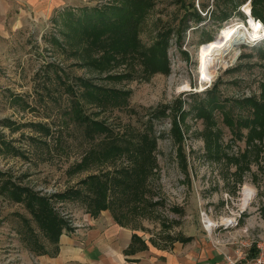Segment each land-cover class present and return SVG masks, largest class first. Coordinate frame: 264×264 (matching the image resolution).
<instances>
[{
  "label": "rangeland",
  "instance_id": "obj_1",
  "mask_svg": "<svg viewBox=\"0 0 264 264\" xmlns=\"http://www.w3.org/2000/svg\"><path fill=\"white\" fill-rule=\"evenodd\" d=\"M146 1L134 51L125 58L87 48L71 29L84 8L114 6L118 0H93L49 19L0 17V183L9 179L49 197L70 227L57 244L49 242L24 203L0 192V264H105L93 243L100 238L101 245L116 247L119 237L110 229L113 224L95 226L102 216L117 225V232L129 233L130 243L133 233L139 237L129 243L128 253L148 245L168 249L205 236L232 264L238 255L251 257L264 247L256 240L264 233V131L257 134L251 104L264 101V40H234L214 69L206 68L204 55L231 24H246L242 8L249 4L251 10V0ZM191 4L204 20L185 14L192 12ZM162 36L168 71L152 72L149 51ZM86 54L98 60L95 68L84 64ZM79 79L124 92L108 94L102 107L81 100L84 113L104 121L111 136L136 142L148 133L155 140L152 172L137 186L140 201L131 194L126 200L110 194L113 202L95 216L79 181L132 161L123 154L78 166L108 138L104 132L90 137L70 112L73 96L66 85L80 94ZM4 119L14 124H3ZM245 187L253 196L242 208ZM72 188L83 194L58 196ZM204 217L213 222L209 229ZM222 218L229 220L223 224ZM250 220L258 224L247 226ZM29 225L45 252L26 243ZM252 247L256 250L249 256ZM233 249L235 257L229 254Z\"/></svg>",
  "mask_w": 264,
  "mask_h": 264
},
{
  "label": "trees",
  "instance_id": "obj_2",
  "mask_svg": "<svg viewBox=\"0 0 264 264\" xmlns=\"http://www.w3.org/2000/svg\"><path fill=\"white\" fill-rule=\"evenodd\" d=\"M116 5H107L105 7H94L90 9H83V15L79 18L74 19V25H72V31L77 34L79 39L87 43V48L97 47L103 54H121L123 58L127 57L135 46L136 35L138 31L139 17L141 12V6H145L148 3L146 0H118ZM191 13L186 12L185 14L192 16V19L196 22H201L204 20L195 6L191 4ZM250 14L253 18L259 19L264 24V0H251V10ZM167 34V32H164ZM165 34V35H166ZM164 36V35H163ZM163 36L155 44V47L149 51V57L151 59V64L153 68L152 72H162L167 73V63L165 60V44L161 41ZM103 38V41L101 40ZM212 41V40H210ZM209 41V42H210ZM53 43L59 45L58 42L53 40ZM264 54V50H262ZM85 54V53H84ZM90 55L86 54V63L94 68L98 65V60L92 58ZM109 59H107L108 61ZM78 88L80 87L82 91L77 94L74 91L72 85H66V91L72 94L71 108L70 112L77 122L84 125V130L86 134L91 137L94 133H105L107 140L104 142L103 146L99 150H91L86 153L81 159L78 166H84L89 159L96 158L97 160L110 161L126 154L128 159L132 161L131 165H125L119 169H114L110 171H102L99 173H91L79 181V184L84 185L88 192L86 194V200L88 205V210L90 214L96 215L100 209L109 207L113 199L109 198L112 194L118 195L123 194V199H127V195L131 194L134 199L142 198V191L138 189L143 181V178L152 172V165L154 164V158L152 156V150L155 146V140L150 137L148 133L141 134L138 141L124 140L120 141L116 137L111 136V130L104 123V121L95 119L83 111V105L81 100L89 103H96L99 106H105L104 103L107 99H110L108 94L119 95L124 92L109 91L106 88L96 86L92 84L90 80L79 79ZM264 97V94H262ZM181 103V101H178ZM246 102H252L251 100H246ZM254 105L253 122L254 125L259 126V131L254 129V132L261 134L264 131V101L261 103H251ZM202 112L204 108H201ZM180 112L181 105L175 110ZM163 114V110L158 111ZM208 120L210 114L208 115ZM3 124L9 125L11 121L4 119ZM13 122H11L12 124ZM174 126L179 133L178 125L175 120H173ZM14 124V123H13ZM43 127L41 124H33ZM46 130V127H45ZM261 136V135H260ZM261 138V137H260ZM140 164H137L138 158ZM0 192H7L10 197L16 201H22L31 213L32 218L35 220L36 224L42 230L43 235L49 240V242H58L59 236L64 228H70L66 220L61 217L50 204L49 197L39 195L36 191L28 186H23L14 183L13 181L6 179L2 180L0 183ZM81 189L72 188L66 192H61L58 194L59 197H65L70 195H82ZM117 222L121 221L116 219ZM29 233L28 237L25 238L26 243L31 245L32 250L36 252H45L43 245L38 241L37 236L33 232L31 226H28ZM139 239V237L133 233L131 238L132 244L133 240ZM190 238H188L189 240ZM255 248L249 249V256L253 255Z\"/></svg>",
  "mask_w": 264,
  "mask_h": 264
},
{
  "label": "crops",
  "instance_id": "obj_3",
  "mask_svg": "<svg viewBox=\"0 0 264 264\" xmlns=\"http://www.w3.org/2000/svg\"><path fill=\"white\" fill-rule=\"evenodd\" d=\"M93 0H0V17L9 14L26 19H49L53 18L60 12H65L70 7H76L92 2ZM96 227L113 224L110 229L115 231L119 237L116 247L109 246L99 238V242L93 243V248L97 255L102 252L105 264H227L223 256L216 251L214 244L207 240L205 236L197 239L192 238L186 243H174L171 248H156L148 245L144 249H138L128 253L125 251L130 243V234L124 231L117 232V225L107 221L106 217H97ZM258 224L257 221H248L247 226ZM104 225V226H105ZM263 225V224H262ZM264 226V225H263ZM257 244L263 245L264 233L258 235ZM256 244V245H257ZM93 252V251H92ZM230 255L235 257L236 251L231 250ZM115 259H113V258ZM96 261V259L94 260ZM123 262V263H121Z\"/></svg>",
  "mask_w": 264,
  "mask_h": 264
},
{
  "label": "bare ground",
  "instance_id": "obj_4",
  "mask_svg": "<svg viewBox=\"0 0 264 264\" xmlns=\"http://www.w3.org/2000/svg\"><path fill=\"white\" fill-rule=\"evenodd\" d=\"M249 4L245 6L244 11L245 14L248 15L246 24L236 23L231 24L223 33L221 38L211 43L208 48L205 50V63L206 68H216L220 63L223 62L224 58V49L227 45H230L234 40L236 41H244L246 39H251L253 37H258L261 24L259 21H256L250 14ZM225 29V28H224ZM253 196V191L247 187L243 189L242 199H241V207L244 208L249 200ZM229 219L222 218V223H226ZM204 222L206 224L207 229L212 225V220L204 217ZM214 225V224H213Z\"/></svg>",
  "mask_w": 264,
  "mask_h": 264
},
{
  "label": "built area",
  "instance_id": "obj_5",
  "mask_svg": "<svg viewBox=\"0 0 264 264\" xmlns=\"http://www.w3.org/2000/svg\"><path fill=\"white\" fill-rule=\"evenodd\" d=\"M246 5H243L242 8V12L244 16H247L244 11ZM260 40L261 41L264 40V26H261L258 37L251 38V41L253 43L259 42ZM251 41L249 43H251ZM246 257L245 256L242 257L241 255H238L237 258L233 259L234 261L232 262V264H264V247H259V251L257 252L256 255L247 258Z\"/></svg>",
  "mask_w": 264,
  "mask_h": 264
}]
</instances>
